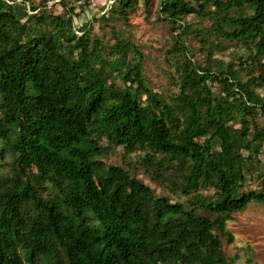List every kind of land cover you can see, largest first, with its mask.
<instances>
[{"label":"trees","instance_id":"16d2710c","mask_svg":"<svg viewBox=\"0 0 264 264\" xmlns=\"http://www.w3.org/2000/svg\"><path fill=\"white\" fill-rule=\"evenodd\" d=\"M108 1L113 22L138 2ZM0 2V264H232L227 221L264 205V0H159L179 30L172 94L147 86L113 27V42L79 32L67 0ZM224 40L245 49L236 66L214 56ZM116 147L169 194L103 161Z\"/></svg>","mask_w":264,"mask_h":264},{"label":"rangeland","instance_id":"374dc122","mask_svg":"<svg viewBox=\"0 0 264 264\" xmlns=\"http://www.w3.org/2000/svg\"><path fill=\"white\" fill-rule=\"evenodd\" d=\"M7 1L25 2V4L37 6L40 2V0ZM67 1L69 5L75 7L74 12L77 15L74 16V24L78 31L79 27L87 23V26L90 25L88 32L91 39L99 37L105 42H113L114 33L111 31L113 27L115 34L127 38L143 54L142 73L147 86L154 90H161L165 94L177 92V87L172 81L173 77H177L176 66L168 51L175 41L173 34L179 30L174 31L170 22L158 18L159 0H149V4H145L144 0H138L134 7H130L126 11V20L117 22H113L114 19L104 21L111 16L110 10L111 7L113 8L111 6L106 11L105 7L107 8L108 5H106V0H88L89 2L86 4H84V0L80 4L79 0ZM47 11L54 14L65 13L59 3L51 4ZM111 22L113 23L110 27ZM184 22L191 23L192 28L208 26L210 23L209 19L199 18L194 13L186 15ZM185 42L186 46L190 48L188 55H191L195 61L203 62L204 52L201 49L199 36L191 34L186 37ZM224 46V49L215 50L214 56L224 62L232 61L236 66L239 61L238 56L243 54L245 49L239 45L230 44L228 40H224ZM133 55L131 51L128 53L129 57ZM258 73L259 71L255 70L254 75H258ZM240 77L244 79L247 75L241 74ZM212 86L217 90L216 82ZM256 91L264 97V85L258 87ZM257 120L259 124L264 125V115L260 114ZM122 155V148L116 147L102 160L107 164H121L128 168L131 173H135L138 178L153 188L156 194H169L167 188L164 187V182L156 180L154 174L146 171V167L141 164L140 152L130 154L125 160ZM5 159L7 160L8 156H5ZM4 160L1 159L0 162ZM251 182L255 181L251 180ZM179 199L183 200L184 197ZM226 229L232 233L233 241L227 243L223 238L222 249L226 255L234 256L232 264H264V205L250 203L245 210L235 214L233 220L227 221Z\"/></svg>","mask_w":264,"mask_h":264},{"label":"built area","instance_id":"2783aa9c","mask_svg":"<svg viewBox=\"0 0 264 264\" xmlns=\"http://www.w3.org/2000/svg\"><path fill=\"white\" fill-rule=\"evenodd\" d=\"M82 1H83V0H79V2H78V3H82ZM108 2H111V0H109Z\"/></svg>","mask_w":264,"mask_h":264}]
</instances>
